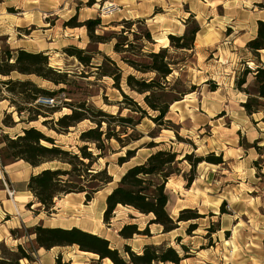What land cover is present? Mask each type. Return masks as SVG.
I'll use <instances>...</instances> for the list:
<instances>
[{
  "label": "rangeland",
  "instance_id": "374dc122",
  "mask_svg": "<svg viewBox=\"0 0 264 264\" xmlns=\"http://www.w3.org/2000/svg\"><path fill=\"white\" fill-rule=\"evenodd\" d=\"M251 1L0 0V51L21 49L42 53L48 57L52 68L69 74V82L63 87L65 92L52 98L59 102V112L52 117L54 122L70 114L67 105L85 102L107 115L131 118L133 129H127L126 133L133 137L142 136L123 149L115 140L105 142L108 148L106 156L96 161L93 168L102 169L107 164L113 181L100 193L97 192L99 194L96 193L91 202L82 201L84 195L68 198L58 204L52 214L49 212L36 219L38 211L42 212L40 206H36L34 199L30 206L26 205L24 211L30 212L32 218L26 223L27 228L21 226L10 230L5 242H0L3 261L13 263L15 260L11 250L16 252V247L10 232L15 231L17 239L27 237L35 224L79 225L107 240L110 248L118 250L121 255L125 245L135 253L141 252L145 245H163L175 249L180 256H187L180 264H264V99L257 102L259 113L248 116L241 106L256 94L253 74L246 76V85L241 90H237L235 85L245 69L253 72L259 62H264V51L255 56L246 48V44L256 37L257 21L264 23V0ZM72 18L75 22L70 21ZM94 19L101 21L95 35L104 37L108 40L106 43H91L84 27L72 28ZM124 22L131 24L125 25ZM194 23L200 32L193 50L179 51L170 46L169 36H182ZM146 32L150 34V42L144 39ZM125 39L131 48L116 54L114 44L117 41L123 43ZM69 46L98 53L91 61L93 65H100L103 56L113 61L121 71L119 89L113 86L110 78L98 77L94 69H86L67 57L63 49ZM162 49H165L172 69V75L166 79L168 89L188 94L170 105L163 125L157 126L150 118L142 119L133 112L132 106L123 102L122 97V94L128 96L145 109L149 117H155V113L146 109L143 97L130 91L125 82L128 75L151 80L154 74L141 75L123 59L148 63L146 56ZM81 74L88 78H80ZM13 77L32 82L36 79L35 76ZM36 85L51 91L60 89L51 84ZM214 86L216 90L212 91ZM167 97L172 96L169 94ZM44 100L38 98L33 105L47 106ZM42 121L31 123V127L46 137H55L58 145L62 144L64 149L73 153H78L77 148L83 145L79 141L80 133L95 127L84 121L66 135H57L44 127ZM115 128L116 132L120 130L116 123H112L111 129ZM6 137L15 139L16 136L0 134V144L3 145H0V198L3 199L5 192L6 199L10 200L14 188L1 168L6 162ZM151 144L154 147L147 149ZM133 149H138L135 157L118 166L117 159ZM90 150L97 155L93 148ZM160 150L176 153L177 160L187 155L205 158L211 154L222 159L220 165L199 164L193 175L189 162L183 161L177 166L179 175L172 176L165 185L168 197L166 210L171 218L176 219L182 210H192L199 218L179 223L176 230L164 234L156 225L147 226L152 216L139 215L118 206L109 223H104L100 213L105 197L121 176L128 168L144 162L150 154ZM185 176L193 178L188 186ZM3 222L7 226L12 223L9 216H4ZM126 225H136L140 233L148 227V234L124 240L119 231ZM190 225H195L194 230L187 233ZM181 245L187 248L186 254L182 252ZM31 249H35L33 242L24 247L30 260L21 259L18 264L33 263ZM78 252L76 247L70 251L55 250L52 258L55 261L60 257L62 264H96V256H85V261L76 259L75 263L62 262L63 255L79 256ZM102 264L108 263L103 261Z\"/></svg>",
  "mask_w": 264,
  "mask_h": 264
},
{
  "label": "trees",
  "instance_id": "16d2710c",
  "mask_svg": "<svg viewBox=\"0 0 264 264\" xmlns=\"http://www.w3.org/2000/svg\"><path fill=\"white\" fill-rule=\"evenodd\" d=\"M70 21L75 22V19L72 18ZM124 24L130 25L131 22H124ZM75 27H84L91 43H106L108 41L102 36L95 35V31L101 27L99 19L88 20L72 28ZM199 32V26L194 23L193 27L186 30L182 36H169L170 46L179 51H191ZM144 39L150 42L151 37L148 32L145 33ZM131 46L126 39L123 43L117 41L113 46V51L120 54L126 52L122 50H128ZM246 48L255 56L259 51H264V23L262 21H257L256 37L246 44ZM63 53L76 60L80 66L94 69V74L98 77L110 78L113 81V86L119 89L121 71L107 57H102L103 62L100 65H93L91 61L98 53H90L74 46L63 49ZM146 57L149 59L148 63H137L128 59H123V61L135 72L141 75L152 73L155 77L151 80H144L128 75L125 82L130 91L143 97L146 109L155 113L156 116L149 117L145 109L124 94H122L123 102L130 104L133 108L132 111L138 113L142 119L148 117L157 126H162L170 105L181 101L188 93L168 89L169 83L166 79L172 75V69L167 60L165 49L158 53H150ZM249 74H253L257 91L255 96L249 97L241 107L248 116H251L259 113L257 102L259 99H264V62H259V66L253 72L248 69L243 71L235 83L237 90H241L246 85V76ZM14 75L35 76L54 87H60V89L57 91L42 89L32 81L14 78ZM68 76L67 71L62 72L52 68L49 65L48 57L42 53H30L21 49L13 52L0 51V101L8 102V107L14 109L20 123L29 125L42 119V125L57 135H66L70 129L84 121H89L95 126L80 133L79 141L83 145L77 148L78 153L64 149L61 145L56 144L54 139L46 137L33 127L24 129L22 135L16 136L15 139L7 137L4 139L6 153L4 164L21 161L33 169H40L37 174L29 178L26 189L46 214L51 212L55 200L62 196L82 194L85 203H88L92 201L97 192L112 183L113 178L108 173L107 164L102 169L93 168L96 161L104 159L106 156L105 151H108V148L105 146V142L115 140L123 149L131 141L137 142L142 137H133L132 134L126 133L127 129H133L131 118L107 115L86 105L85 102L67 105L70 114L60 117L55 122L52 117L59 112L58 107L33 105L38 98L52 99L59 93L65 92L63 87H66L69 82ZM80 78L88 77L81 74ZM215 90L214 86L212 91ZM169 94L172 97L168 98ZM112 123H116L120 130L116 132V128L111 129ZM2 124L6 128L14 126L10 115H5ZM103 126H105L104 129ZM153 147L151 144L147 146V149ZM91 148L97 152V155L93 154ZM137 150H127L124 156L117 159V165L122 166L129 162L135 157ZM177 157L178 155L174 152L160 150L150 154L144 162L128 168L106 197L103 222L109 223L118 206L129 208L139 215L152 216L147 226L156 225L162 229L164 234L176 230L179 223L197 220L199 216L192 210L180 211L176 219L170 217L166 210L168 197L165 185L172 176L179 175L177 166L183 161L189 162L190 173L193 175L199 164L206 162L220 165L222 159L213 157L212 154L205 158H192L187 155L181 160H177ZM184 180L188 186L192 183L193 178L185 176ZM194 226L190 225L187 233L192 232ZM10 234L14 239H17L15 231H11ZM142 234H148V227L143 233L138 231L136 225H126L119 231V236L124 240ZM28 236L34 237L35 249H31V253L40 249L50 251L53 248L76 247L79 252L96 256L98 258L96 264H102L106 259L111 264H180L187 258L186 255L180 256L175 249L163 245H145L139 253L133 252L129 246L125 245L123 255H121L118 250L110 248L109 242L104 238L78 228H46L37 225L30 228ZM181 250L183 253H187V248L183 245H181ZM12 253L15 257L13 263H7L0 258V264H18L21 259L30 260L27 251L20 246H17L16 252ZM55 264H62L60 257H57Z\"/></svg>",
  "mask_w": 264,
  "mask_h": 264
},
{
  "label": "crops",
  "instance_id": "0c3cea01",
  "mask_svg": "<svg viewBox=\"0 0 264 264\" xmlns=\"http://www.w3.org/2000/svg\"><path fill=\"white\" fill-rule=\"evenodd\" d=\"M246 1L249 2L250 0H246ZM251 2L254 3V0H252ZM25 78H27V77H25ZM33 82L35 84H39V83L48 84V83L43 82L42 80H39L38 78H36L35 81H33ZM12 109L13 108L8 107L7 101H0V134L1 135L9 136L10 134H12V135H14V137L20 136L24 129L31 127V124L26 126V124L20 123L16 114L13 113ZM5 115L11 116V119L14 122L13 127L6 128L3 126L2 120H3ZM50 138L54 139L55 142L58 144V141L55 137H50ZM0 145L3 146L2 144H0ZM59 145H62V144H59ZM1 168L3 170V174L5 175V177L7 178L8 182H9V184L14 188V195L10 200L6 199L5 192H3V194H2L3 199L0 198V210L2 213L0 215V242H5L6 236L10 230L20 228L21 226L26 227L25 226L26 223L29 222L28 220H30L32 218L29 216L30 212L24 211V207L26 205L31 204V202H33V197L31 196V194L26 189V184L32 175H35L38 173V171H36L38 169H33L21 161L10 163V164H4V165L2 164ZM99 193H97V194H99ZM97 194H95V195H97ZM81 196H83V195L82 194H70V195H66V196L61 197L60 199L55 201L54 207L51 210V214L53 213L52 212L53 210L56 211V207L59 206L58 204H60L64 200H67L68 198H72V197L73 198H79ZM79 200H81V199H79ZM83 200H84V198L82 199V201ZM105 200H106V197H105ZM37 205L38 204H36V206ZM105 208H106V205H105V201H104V208L102 209V211L100 213V217L103 214ZM38 212H39L38 213L39 215L38 214L35 215L34 219L43 217L44 215L45 216L47 215L43 211L42 212L38 211ZM4 216L10 217V221L12 222L10 225L11 227L4 224V223H6V222H3ZM34 225H32V227ZM42 226L47 227V228H62V229L78 228L82 231H85V232H88L91 234H95V233H93L92 230L83 229V228L79 227V225H71L70 227L61 226V225H55V226L42 225ZM33 239H34L33 236L14 239L13 240V244H14L13 246H15L16 248H17V246H20L24 249V247L28 246L31 242H33ZM74 248L75 247L53 248L50 251H44L42 249L37 250L32 254L33 263H31V264H55L54 257L52 258V253L55 250H65L66 249V250L70 251L71 249H74ZM11 251L14 252L13 250H11ZM78 253L80 254L79 256H72V257H68V255L67 256L63 255V261L62 262L75 263L74 261H76V259H81V260L85 261L86 260L85 258H87L85 256H94V255L88 254V253H82V252H78ZM80 263L84 264V262H80Z\"/></svg>",
  "mask_w": 264,
  "mask_h": 264
},
{
  "label": "built area",
  "instance_id": "2783aa9c",
  "mask_svg": "<svg viewBox=\"0 0 264 264\" xmlns=\"http://www.w3.org/2000/svg\"><path fill=\"white\" fill-rule=\"evenodd\" d=\"M44 103L47 105V107H58L59 106V102H57L54 99H45Z\"/></svg>",
  "mask_w": 264,
  "mask_h": 264
},
{
  "label": "bare ground",
  "instance_id": "6f19581e",
  "mask_svg": "<svg viewBox=\"0 0 264 264\" xmlns=\"http://www.w3.org/2000/svg\"><path fill=\"white\" fill-rule=\"evenodd\" d=\"M105 261H106L108 264H111L109 260L106 259Z\"/></svg>",
  "mask_w": 264,
  "mask_h": 264
}]
</instances>
